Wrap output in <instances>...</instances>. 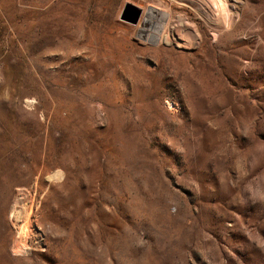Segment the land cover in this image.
Instances as JSON below:
<instances>
[{
    "label": "rangeland",
    "instance_id": "obj_1",
    "mask_svg": "<svg viewBox=\"0 0 264 264\" xmlns=\"http://www.w3.org/2000/svg\"><path fill=\"white\" fill-rule=\"evenodd\" d=\"M0 264H264V0H0Z\"/></svg>",
    "mask_w": 264,
    "mask_h": 264
},
{
    "label": "bare ground",
    "instance_id": "obj_2",
    "mask_svg": "<svg viewBox=\"0 0 264 264\" xmlns=\"http://www.w3.org/2000/svg\"><path fill=\"white\" fill-rule=\"evenodd\" d=\"M174 17L175 14L171 10L169 11L168 9L161 10L154 7L151 8L144 7L142 9V18H141L145 22L144 26L146 27L147 25H150V26H155L156 28L158 27V32L157 31L156 32L159 34L158 35L149 34L147 31H145V33L147 34L148 37H155L158 38L160 41L168 37L171 40L175 41L178 45H180L181 43L184 42L183 41L184 38H183V34L181 33L179 27L176 26V24L180 25L185 21H181L180 19L176 20L174 19ZM203 17L207 22V24H211L212 26L214 25L218 26L216 23L213 22L212 17L210 16L209 13L206 15L204 14ZM30 231H31V223H30V219H27L23 224L22 231L20 232L18 238V240H20V242L18 243L21 246L25 244L24 243L25 239L27 238V235L29 234ZM16 246L18 247V245Z\"/></svg>",
    "mask_w": 264,
    "mask_h": 264
},
{
    "label": "water",
    "instance_id": "obj_3",
    "mask_svg": "<svg viewBox=\"0 0 264 264\" xmlns=\"http://www.w3.org/2000/svg\"><path fill=\"white\" fill-rule=\"evenodd\" d=\"M49 180H52V179H49ZM20 221V220H19Z\"/></svg>",
    "mask_w": 264,
    "mask_h": 264
}]
</instances>
